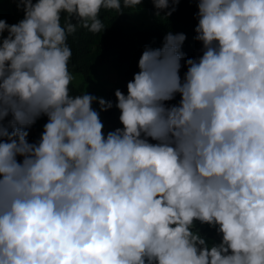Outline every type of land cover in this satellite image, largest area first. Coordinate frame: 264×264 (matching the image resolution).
Wrapping results in <instances>:
<instances>
[{"label": "clouds", "instance_id": "9594fccd", "mask_svg": "<svg viewBox=\"0 0 264 264\" xmlns=\"http://www.w3.org/2000/svg\"><path fill=\"white\" fill-rule=\"evenodd\" d=\"M14 2L23 19H0V264H264V0H192L202 54L184 59V33L145 46L107 133L112 101L71 94L67 40L142 0ZM179 2L151 0L165 17Z\"/></svg>", "mask_w": 264, "mask_h": 264}, {"label": "trees", "instance_id": "16d2710c", "mask_svg": "<svg viewBox=\"0 0 264 264\" xmlns=\"http://www.w3.org/2000/svg\"><path fill=\"white\" fill-rule=\"evenodd\" d=\"M197 7L192 0H180L175 5V11L165 17L164 12L157 15L151 0H142L137 10L125 9L123 14L117 15L114 11L101 10L100 19L106 29L102 33H90L86 29L78 28L69 35L67 43L72 49V58L69 62V70L72 74H78L77 84L70 85L72 95H80L84 91L88 94L110 100L113 107L108 111L100 112V119L104 124V132L121 127L119 123V110L115 107L116 99L114 92L119 89L127 94L125 85L118 84L115 80L106 79L107 76L118 74L130 81L133 74L138 71L137 64L145 46L160 47L166 33H184V41L181 51L184 59L197 58L202 52L200 42L194 40V28L197 24L195 14ZM24 13L17 8L14 0H0V19L8 24H15L23 19ZM63 23V20H62ZM7 35V33H5ZM182 67L180 75L183 77L186 68ZM104 78L100 84L92 85L84 89L83 81L88 76L91 78ZM179 95L168 104H176ZM92 107L99 111L98 105L94 102ZM46 117H41L28 129L27 137L29 142H36L42 132ZM193 231H198L208 243L209 240L220 239L215 228L207 224L201 225L195 222Z\"/></svg>", "mask_w": 264, "mask_h": 264}, {"label": "rangeland", "instance_id": "374dc122", "mask_svg": "<svg viewBox=\"0 0 264 264\" xmlns=\"http://www.w3.org/2000/svg\"><path fill=\"white\" fill-rule=\"evenodd\" d=\"M108 72H106V71L103 72L104 74H106V79L115 80V82H117L118 84H123L126 87V84H127L128 81L125 78L121 77L118 74H113V75L107 76V74L110 73V72L109 73ZM73 76H74V79H73L72 82L74 84H77V79H78L77 77H79V75L78 74H73ZM91 77L92 76H88L83 81L84 89H87V88H89V87H91L92 85H95V84H100V82H102L103 79H105V77L101 78L99 74H98V78H91ZM219 241H220V239H218V240H209L208 244L212 245L214 243H219Z\"/></svg>", "mask_w": 264, "mask_h": 264}]
</instances>
